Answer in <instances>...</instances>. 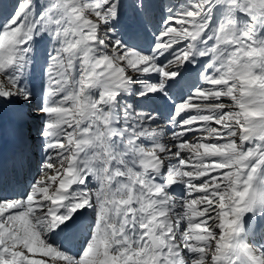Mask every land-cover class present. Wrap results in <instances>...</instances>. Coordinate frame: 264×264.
I'll list each match as a JSON object with an SVG mask.
<instances>
[{"label":"snow or ice","instance_id":"snow-or-ice-1","mask_svg":"<svg viewBox=\"0 0 264 264\" xmlns=\"http://www.w3.org/2000/svg\"><path fill=\"white\" fill-rule=\"evenodd\" d=\"M0 264H264V0H0Z\"/></svg>","mask_w":264,"mask_h":264}]
</instances>
